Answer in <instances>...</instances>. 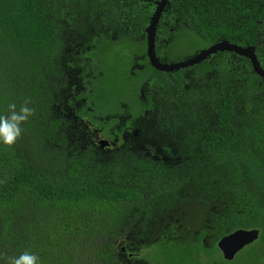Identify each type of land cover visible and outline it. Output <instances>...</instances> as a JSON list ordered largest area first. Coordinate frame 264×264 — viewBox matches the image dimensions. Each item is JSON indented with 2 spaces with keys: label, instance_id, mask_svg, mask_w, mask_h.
Returning a JSON list of instances; mask_svg holds the SVG:
<instances>
[{
  "label": "trees",
  "instance_id": "trees-1",
  "mask_svg": "<svg viewBox=\"0 0 264 264\" xmlns=\"http://www.w3.org/2000/svg\"><path fill=\"white\" fill-rule=\"evenodd\" d=\"M63 3L75 0H0V113L9 102L19 106L25 98L36 109L21 139L11 149L0 145V179L8 178L0 184V252L15 256L28 249L41 264H129L122 247L135 237L137 250L151 249L164 264H185L193 257L200 264L201 239L195 252L188 238L142 241L156 233L162 238L169 228H190L185 218L168 224L166 216L143 217L128 236L130 220L149 211L147 204L186 184L191 185L186 194L211 204L206 218L216 221L214 232L223 236L263 227L264 80L250 60L219 52L188 68L191 74L186 68L156 71L146 60L137 81H151L152 94L144 101L130 72L135 57L146 53V42L103 43L93 58L100 60L101 73L84 95L89 110L84 107L81 115L109 136L106 117L130 105L125 113L139 120L135 128L161 143L170 160L145 158L126 144L117 153H102L90 144L88 130L61 115L74 93L65 43L54 36L52 9ZM187 5L181 13L195 16L196 31L178 41L162 26L163 34L155 38L162 63L184 61L224 40L255 47L264 68V0H196L195 8L187 0ZM174 13L171 9L165 17L172 20ZM160 113L158 130L168 131L165 141L171 147L145 131L151 115ZM150 251L143 260L160 264Z\"/></svg>",
  "mask_w": 264,
  "mask_h": 264
},
{
  "label": "flooded vegetation",
  "instance_id": "flooded-vegetation-1",
  "mask_svg": "<svg viewBox=\"0 0 264 264\" xmlns=\"http://www.w3.org/2000/svg\"><path fill=\"white\" fill-rule=\"evenodd\" d=\"M164 1H166V4L157 23L156 39L163 34L161 31L162 26L169 28L171 32L170 39H177L178 41H181L185 34L191 35L189 32L196 31L191 24L195 16H186L181 13L182 10L189 7L187 0ZM189 1L192 7L195 8L194 2L196 0ZM162 2L163 0H75V3H63L52 9L54 12V36L58 41L65 43L62 49L67 57L66 63L73 74L70 89L74 93L71 99H66L64 109H62L64 112L61 115L68 120L71 119L77 129L88 130L92 136L90 144L102 153H117L126 144L131 150H135L136 147L137 150L143 151L145 158L157 161L170 160V157L163 151L161 143L157 146V142H150L146 136L140 134V131L135 128L139 120L132 121L131 113H125L129 110L130 105L122 104L121 108L124 113L120 114L115 111L111 116L106 117L107 123L105 124L110 126L109 136L106 135L105 129L96 128L93 122L81 115L83 108L88 107V98L84 95L93 87L94 83L98 82V74L101 73L100 60L95 62L93 58L98 56L97 52H102V44L110 41L117 42L124 38L134 42L144 41L147 44L148 27L152 22L156 9ZM171 9L175 13L172 20H169L165 15ZM202 50L204 49L187 56L185 59L195 56ZM155 52L158 57L157 51ZM135 60L130 74L134 78L133 81H136L138 85V75L145 69V61L148 60L151 66L147 48L146 53L135 57ZM185 72L191 74L193 68ZM150 82V80H142L141 84L138 85L139 98L144 101H147V96L152 94L149 89ZM146 104L144 105V112L148 115L150 111L146 108ZM87 109L89 110V108ZM151 116L152 119L147 121L149 128H145V131L155 133L156 137L168 144V147H171V143L165 141V134L168 131L166 129L158 130V121L163 119L164 114ZM102 142H105V144ZM188 196L191 197L192 194L189 193ZM214 224H216V221L208 218L202 225L203 228L194 225H190V228L188 226H178L177 232L171 231L169 228L161 232L162 238L156 233L147 235L142 241L148 239V237H155L162 240L161 244H165L173 238L179 241L188 238L191 242L197 243L201 239L204 250L200 253V264H203L205 260H207L206 263L209 262L210 264H264V226L239 229L248 232L257 231L258 233L256 236L253 233L250 235L244 234V237L237 243H228L226 249L229 251H234L237 247L241 248L232 258H225L219 244L223 239L239 230L222 236L220 232H214L217 230ZM134 238L132 237V241L122 247L124 259L129 264H153L150 261L143 260L145 253L142 256V251L134 247Z\"/></svg>",
  "mask_w": 264,
  "mask_h": 264
},
{
  "label": "rangeland",
  "instance_id": "rangeland-1",
  "mask_svg": "<svg viewBox=\"0 0 264 264\" xmlns=\"http://www.w3.org/2000/svg\"><path fill=\"white\" fill-rule=\"evenodd\" d=\"M188 188L189 184H186L180 189H176L175 191L168 193L164 197H161L159 200L147 204V208H150L149 211H140L139 213L141 214L139 216H135L130 220L129 227L132 228V230L129 231V233L127 232L128 236L133 235L134 229L136 230L140 228L138 222L142 221L141 219H143V217L146 218V220L153 221L156 217L162 219L164 216H166L163 221H166L167 223L169 221H171L172 223H176L185 218V220L187 221L186 225L198 226L199 224V226L203 228L202 225L205 223V221L208 220V218L206 217H208L207 214L209 213L211 204L207 203L206 199L198 197L197 195H192L191 197H189V192L186 194V190ZM148 241L144 244V246L147 245ZM190 245L192 248V252H195L197 247L196 242L190 241ZM150 250L151 249L143 250L142 256L144 253H147V251ZM149 256L152 259L159 257L161 259L160 264H164L162 255H155L154 251H150ZM206 261L207 260H205L203 264H205ZM185 264H197V261L195 257H193L188 259Z\"/></svg>",
  "mask_w": 264,
  "mask_h": 264
},
{
  "label": "water",
  "instance_id": "water-1",
  "mask_svg": "<svg viewBox=\"0 0 264 264\" xmlns=\"http://www.w3.org/2000/svg\"><path fill=\"white\" fill-rule=\"evenodd\" d=\"M166 4V1L163 0V2L160 4V6L156 9L155 14L153 16L152 22L150 26L148 27V40H147V55L149 58V62L151 66L161 72H167L172 73L175 71H179L181 69L190 68L193 66H196L203 61L207 60L209 57H211L214 54H217L219 52H231L235 55H239L242 57H245L250 60L252 64V69L259 77H261L264 80V68L261 66V63L255 53V47H241L239 45L231 44L228 41H221L218 43H215L214 45L210 46L207 49H204L197 53L195 56L182 61L178 63H172V64H164L160 61V59L156 56L155 52V36H156V27L157 23L161 17V14L163 13V8ZM105 144V142H102ZM254 234V236L257 235V231L254 232H248L239 230L232 235L228 236V238L223 239L219 247L223 250L225 258H232L240 250L241 247H237L234 249V251H229L226 249V246L230 242L237 243L239 240L244 237V234L250 235ZM248 244L247 242H244Z\"/></svg>",
  "mask_w": 264,
  "mask_h": 264
},
{
  "label": "clouds",
  "instance_id": "clouds-1",
  "mask_svg": "<svg viewBox=\"0 0 264 264\" xmlns=\"http://www.w3.org/2000/svg\"><path fill=\"white\" fill-rule=\"evenodd\" d=\"M32 104L31 98H25L19 106L15 102L7 104L5 111L0 113V145L11 149L21 139L25 131L23 126L36 115V109ZM7 179V176L0 179V184L6 183ZM0 262L2 264H41L40 257L28 249L15 256L0 252Z\"/></svg>",
  "mask_w": 264,
  "mask_h": 264
}]
</instances>
